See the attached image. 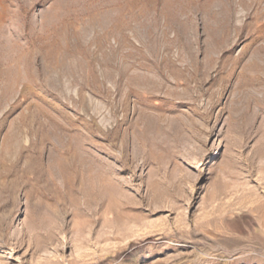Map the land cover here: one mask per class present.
<instances>
[{"label":"rangeland","instance_id":"rangeland-1","mask_svg":"<svg viewBox=\"0 0 264 264\" xmlns=\"http://www.w3.org/2000/svg\"><path fill=\"white\" fill-rule=\"evenodd\" d=\"M0 264H264V0H0Z\"/></svg>","mask_w":264,"mask_h":264}]
</instances>
